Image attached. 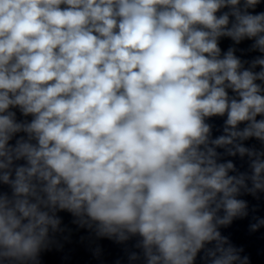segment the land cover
<instances>
[{"label": "clouds", "instance_id": "1", "mask_svg": "<svg viewBox=\"0 0 264 264\" xmlns=\"http://www.w3.org/2000/svg\"><path fill=\"white\" fill-rule=\"evenodd\" d=\"M262 3L0 0V264H41L60 212L128 264H251L221 230L264 229Z\"/></svg>", "mask_w": 264, "mask_h": 264}]
</instances>
